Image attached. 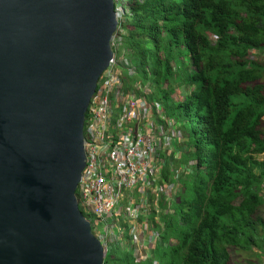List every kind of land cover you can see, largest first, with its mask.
Returning <instances> with one entry per match:
<instances>
[{
    "label": "trees",
    "instance_id": "obj_1",
    "mask_svg": "<svg viewBox=\"0 0 264 264\" xmlns=\"http://www.w3.org/2000/svg\"><path fill=\"white\" fill-rule=\"evenodd\" d=\"M119 4L124 34L114 47L132 61L121 84L149 82L148 98L163 102L187 149L176 143L180 157H166L163 178L180 170L181 189L172 212L162 201L153 252L137 261L114 245L104 264H229L231 249L264 251V63L249 54L264 52V0ZM177 84L187 89L181 101Z\"/></svg>",
    "mask_w": 264,
    "mask_h": 264
},
{
    "label": "water",
    "instance_id": "obj_2",
    "mask_svg": "<svg viewBox=\"0 0 264 264\" xmlns=\"http://www.w3.org/2000/svg\"><path fill=\"white\" fill-rule=\"evenodd\" d=\"M118 26L115 0H0V264H104L76 193Z\"/></svg>",
    "mask_w": 264,
    "mask_h": 264
},
{
    "label": "built area",
    "instance_id": "obj_3",
    "mask_svg": "<svg viewBox=\"0 0 264 264\" xmlns=\"http://www.w3.org/2000/svg\"><path fill=\"white\" fill-rule=\"evenodd\" d=\"M256 53L251 50L250 57L256 58L252 56ZM123 63L130 66L128 60ZM118 66L113 61L103 73L86 113V168L77 189L79 205L106 250L111 242L110 219L118 224L136 220L146 212L145 200L136 209L137 195L145 199L152 189L156 195L172 200L174 186L155 189L153 184L158 180L153 181V177H158L160 153L175 151L181 140L175 121L163 115L162 104L141 94L147 88L121 84L123 76Z\"/></svg>",
    "mask_w": 264,
    "mask_h": 264
},
{
    "label": "clouds",
    "instance_id": "obj_4",
    "mask_svg": "<svg viewBox=\"0 0 264 264\" xmlns=\"http://www.w3.org/2000/svg\"><path fill=\"white\" fill-rule=\"evenodd\" d=\"M120 0H115V9H116V14H117V19H118V22H119V26H118V30L116 31V33L114 34V36H113V38H112V42H111V44H112V49H113V51H114V58H113V60L111 61V63H110V66H109V68L111 67V64L113 63V61H116V62H118V64H119V67L121 68V69H123V68H125V67H127V66H125L124 65V63H123V60L125 59V60H128L129 61V63H130V66L132 65V61L128 58V50H123V48H118V47H114V40L116 39V38H122L123 39V37H122V35L124 34V32H123V30H122V27H121V20H122V14H121V11H122V7L120 6ZM115 48L116 49H118V50H120L121 51V54L118 56L117 54H116V50H115ZM108 68V69H109ZM107 69V70H108ZM123 76V75H122ZM102 77V76H101ZM99 83V82H98ZM131 86V84L130 83H128V84H126L125 86H126V88H134L135 87V85H132L131 87H128V86ZM139 86L142 88V89H144V88H147L148 90L152 87L150 84L149 85H147V84H145V85H143L142 86V83L140 82V84H139ZM98 87V86H97ZM156 101H159V100H156ZM162 112H163V115L166 117V118H168V119H170V120H173V121H175L174 119H172L171 117H168L167 115H166V113H165V109H164V106L162 105ZM175 123H176V125H177V122L175 121ZM85 126V125H84ZM180 143V142H179ZM178 143V144H179ZM177 152H178V154H177ZM175 153V156H176V158H179L180 157V152H179V150H178V147H177V149H175V151H162L161 153H160V155H159V161H160V163H159V166H161V165H163V167H164V164H165V161H166V157H170V156H172L173 154ZM262 158H264V157H262ZM160 168V167H159ZM162 170H163V168L161 169L160 168V172H161V174H162ZM177 172V171H176ZM176 172H174V176H173V181L172 182H176L177 181V179H176V177H177V174L178 175H180V170H178V172L176 173ZM160 176V173H158V177ZM162 177H163V174H162ZM180 177H181V175H180ZM163 180H165L164 178H163ZM180 180V179H179ZM180 183V182H179ZM155 185H157V187L158 188H160V187H164L165 185H166V182H162V183H160V184H155ZM173 185V184H172ZM181 189V187H174V194H173V198H172V200H167V198L166 197H164V196H161V195H158L159 196V198H160V200H158L157 202V204H155L156 205V207L155 208H152V207H150V204H149V198L150 197H147V198H145V199H141V196H139L138 198H136L135 197V201H137L138 203H142V202H145V201H147V208H148V214H145V212H144V214L145 215H148L149 216V218L150 219H152L153 221H152V232H153V234H154V237H155V239H156V242L153 244V243H149L150 245H151V249H150V251L151 250H153V248L155 247V245L156 244H158V242H159V236H160V231L158 230V227H155V223H157V224H161V222H160V217H159V215H158V211L159 210H162V208H161V204H162V201H164V203H165V205H167V209L168 208H171V205H172V202L173 201H175V199H176V196H177V194L179 193L178 191ZM261 192H262V189H261ZM76 195H77V199H78V194L76 193ZM262 197V196H261ZM143 200H145V201H143ZM78 204H79V201H78ZM123 204L124 205H129V203L127 202V201H124L123 202ZM79 207H80V205H79ZM147 208H146V210H147ZM156 208H158L157 210H156V215L153 217V209H156ZM80 209H81V207H80ZM81 211H83L82 209H81ZM167 213H169V212H171V211H166ZM83 213V212H82ZM84 215H85V213H83ZM140 216H142V215H139V217ZM85 217L87 218V216L85 215ZM139 217L136 219V220H128V221H120L118 224H117V228H113L112 227V229L110 230V236H109V240L111 241V242H109V244L110 243H113V242H118V243H120V246H122V247H126V245H125V242H124V240H122V238L124 237V228H123V224H125V227H126V225H130L132 222H135V221H137V220H139ZM88 219V218H87ZM89 220V219H88ZM91 223V222H90ZM92 226V225H91ZM92 230H93V228H92ZM130 231V229H129V227L127 228V231ZM93 233L95 234V232L93 231ZM131 234H132V232H131ZM95 236H96V234H95ZM113 236H115V239L113 240ZM97 237V236H96ZM98 238V237H97ZM99 239V238H98ZM138 239V235L137 234H133V236H132V240L133 241H136ZM139 239H142V241H143V238L142 237H140ZM100 240V239H99ZM101 241V240H100ZM102 242V241H101ZM103 244V243H102ZM103 246H104V244H103ZM104 249H105V252H106V256H107V254H108V252H109V250H106V248H105V246H104ZM139 251V250H138Z\"/></svg>",
    "mask_w": 264,
    "mask_h": 264
},
{
    "label": "rangeland",
    "instance_id": "obj_5",
    "mask_svg": "<svg viewBox=\"0 0 264 264\" xmlns=\"http://www.w3.org/2000/svg\"><path fill=\"white\" fill-rule=\"evenodd\" d=\"M215 37L214 36H211V41L212 42H215ZM253 57H256L258 60H260L261 63H264V54H258L256 53L255 55L252 54ZM187 66H189L187 63H186ZM118 69L120 71H122V69L118 66ZM150 83L148 82L147 85H149ZM182 85H179L177 84L176 85V88H175V93L174 95L172 96L174 101H181L183 99V96L185 95V93L187 92V89L182 86ZM151 93H153V87H151L149 90H143L141 92L142 95H150ZM149 99V98H148ZM150 100V99H149ZM160 102L162 105H163V102L162 101H158ZM166 113V111H165ZM146 126L149 127V125L146 123ZM177 127V130L180 132V135H181V131L179 129V127L176 125ZM180 143L184 144L183 148L184 149H187V144L185 142V138L182 139V135H181V140H180ZM261 157H264V156H261ZM177 168H174V170H176ZM179 169H182V168H179ZM178 172V169L176 170ZM176 172V173H177ZM178 176V174H177ZM176 179H178L176 177ZM154 180H158L159 181V177H153V181ZM166 186L169 187V186H172V183L169 182V177L166 178ZM161 183V181L159 182ZM153 187L155 189H157V186L155 184H153ZM180 189V188H179ZM139 196H141L140 194L136 196V198H138ZM158 200H160L159 196L158 195H154L152 194V197L149 198V204H150V207L152 208H155L156 205L158 202ZM135 207L136 209L139 210V208L141 207L140 204L138 202H136L135 204ZM148 208L145 212V214H148ZM162 210H159L158 211V215L160 214ZM163 211L165 212V209L163 208ZM166 211H173L171 210V208H168ZM143 212L140 214V215H145ZM259 215H262V218L264 219V205L260 208V211H259ZM140 216V217H142ZM139 217V218H140ZM109 223L112 225L113 228H117V224L114 220L110 219L109 220ZM123 228L124 229H127V225L125 227V224H123ZM131 234V233H130ZM143 238V237H142ZM115 239V236H113V240ZM122 240H124L125 242V245H126V248H128L129 250H132L133 251V254L134 256L136 257L137 261H140V259H144L145 257H147L149 254H151L153 251H138L137 248L135 247V244H133V240L130 238L129 235L127 236H124L122 238ZM114 245H119L120 246V243L118 242H113V243H110L109 244V251L111 249H113V246ZM230 253H231V262L229 264H263V260H264V251L260 248H254L252 249L251 251H247V252H244V251H236V250H229ZM109 253V252H108ZM146 259L142 260V261H145Z\"/></svg>",
    "mask_w": 264,
    "mask_h": 264
},
{
    "label": "crops",
    "instance_id": "obj_6",
    "mask_svg": "<svg viewBox=\"0 0 264 264\" xmlns=\"http://www.w3.org/2000/svg\"><path fill=\"white\" fill-rule=\"evenodd\" d=\"M160 168L162 169L163 165H161ZM160 168L158 170V172L160 173L159 181L156 184H160L159 182L163 180L162 174L160 172ZM165 178H166V175L164 179ZM177 178L178 179L176 182H172L173 176H171L169 177V182H171L172 184H177L180 181L179 180L180 175H178ZM260 195L262 196V199L264 200V192L260 193ZM157 209L158 208H156L155 210ZM152 221L153 220L150 219L148 215H143L142 217L139 218V220L132 222L130 225L129 224L127 225V228L129 227L130 231L129 230L127 231V229L124 230V236L129 235L131 239L134 233L138 235V239L136 241H133L134 242L133 244H135V247L139 251H150L152 247L149 243L151 242L154 244L156 242V239L152 232ZM155 227H157V225H155ZM131 232L132 234H130ZM140 237H143V241L142 239H139Z\"/></svg>",
    "mask_w": 264,
    "mask_h": 264
},
{
    "label": "bare ground",
    "instance_id": "obj_7",
    "mask_svg": "<svg viewBox=\"0 0 264 264\" xmlns=\"http://www.w3.org/2000/svg\"><path fill=\"white\" fill-rule=\"evenodd\" d=\"M129 67H132V66H129ZM172 186H174V185H172ZM152 194L155 195V192L151 189V190H149V191L147 192L146 196H147V197H152ZM263 264H264V260H263Z\"/></svg>",
    "mask_w": 264,
    "mask_h": 264
}]
</instances>
